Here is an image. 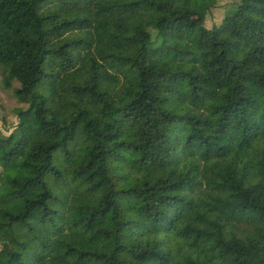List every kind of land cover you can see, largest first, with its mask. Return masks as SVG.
Segmentation results:
<instances>
[{"label":"trees","instance_id":"trees-1","mask_svg":"<svg viewBox=\"0 0 264 264\" xmlns=\"http://www.w3.org/2000/svg\"><path fill=\"white\" fill-rule=\"evenodd\" d=\"M216 4L0 0V264H264V0Z\"/></svg>","mask_w":264,"mask_h":264},{"label":"rangeland","instance_id":"rangeland-1","mask_svg":"<svg viewBox=\"0 0 264 264\" xmlns=\"http://www.w3.org/2000/svg\"><path fill=\"white\" fill-rule=\"evenodd\" d=\"M240 0H217V4L205 16L204 23L210 28L214 24H218L224 14L239 3ZM156 30H152V40H156ZM2 73L0 69V131L7 135L17 123L16 113L14 109L21 106L16 100L13 92L2 86ZM16 85V84H15Z\"/></svg>","mask_w":264,"mask_h":264}]
</instances>
